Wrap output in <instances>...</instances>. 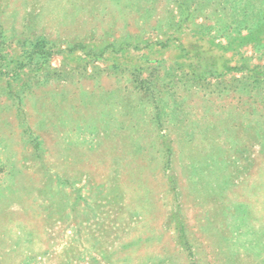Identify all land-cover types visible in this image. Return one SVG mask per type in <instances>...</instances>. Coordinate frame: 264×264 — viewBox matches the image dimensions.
<instances>
[{
  "label": "rangeland",
  "instance_id": "rangeland-1",
  "mask_svg": "<svg viewBox=\"0 0 264 264\" xmlns=\"http://www.w3.org/2000/svg\"><path fill=\"white\" fill-rule=\"evenodd\" d=\"M0 264H264V0H0Z\"/></svg>",
  "mask_w": 264,
  "mask_h": 264
}]
</instances>
